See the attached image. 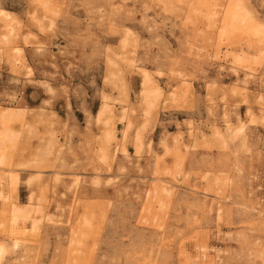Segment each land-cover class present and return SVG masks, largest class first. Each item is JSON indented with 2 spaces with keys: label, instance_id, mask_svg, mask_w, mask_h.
<instances>
[{
  "label": "rangeland",
  "instance_id": "1",
  "mask_svg": "<svg viewBox=\"0 0 264 264\" xmlns=\"http://www.w3.org/2000/svg\"><path fill=\"white\" fill-rule=\"evenodd\" d=\"M0 243L264 264V0H0Z\"/></svg>",
  "mask_w": 264,
  "mask_h": 264
},
{
  "label": "bare ground",
  "instance_id": "2",
  "mask_svg": "<svg viewBox=\"0 0 264 264\" xmlns=\"http://www.w3.org/2000/svg\"><path fill=\"white\" fill-rule=\"evenodd\" d=\"M10 31H12V29H10ZM21 212H22V209H20L17 206H15L13 208L12 220L17 221L18 216L21 214ZM3 252H4V248H3V245L0 243V258L2 256Z\"/></svg>",
  "mask_w": 264,
  "mask_h": 264
}]
</instances>
